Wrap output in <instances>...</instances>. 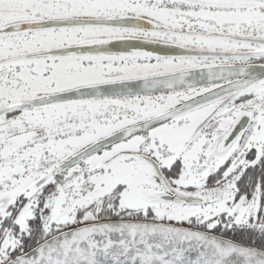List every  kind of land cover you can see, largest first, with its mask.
Masks as SVG:
<instances>
[{
    "label": "snow or ice",
    "instance_id": "1",
    "mask_svg": "<svg viewBox=\"0 0 264 264\" xmlns=\"http://www.w3.org/2000/svg\"><path fill=\"white\" fill-rule=\"evenodd\" d=\"M0 264H264V0H0Z\"/></svg>",
    "mask_w": 264,
    "mask_h": 264
}]
</instances>
